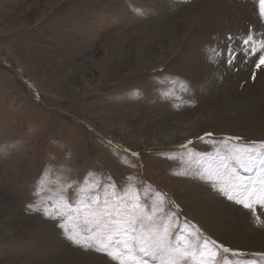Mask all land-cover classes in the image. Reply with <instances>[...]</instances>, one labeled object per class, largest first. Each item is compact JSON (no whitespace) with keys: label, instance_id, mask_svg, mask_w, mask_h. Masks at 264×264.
I'll return each mask as SVG.
<instances>
[{"label":"rangeland","instance_id":"1","mask_svg":"<svg viewBox=\"0 0 264 264\" xmlns=\"http://www.w3.org/2000/svg\"><path fill=\"white\" fill-rule=\"evenodd\" d=\"M250 26L264 28L253 0H0V203H15L0 218V264H118L27 210L42 178L82 184L89 174L166 194L180 223L259 261L264 209L258 223L191 173L177 174L189 168L180 148L188 140L196 154L212 152V141L223 149L226 137L264 141V71L253 80L250 67L209 58ZM206 132L213 136L197 139ZM23 220L34 227L18 229Z\"/></svg>","mask_w":264,"mask_h":264},{"label":"snow or ice","instance_id":"2","mask_svg":"<svg viewBox=\"0 0 264 264\" xmlns=\"http://www.w3.org/2000/svg\"><path fill=\"white\" fill-rule=\"evenodd\" d=\"M253 3L264 25V0ZM209 58L226 62L230 68L248 66L255 80L257 72L264 71V28L250 26L243 36L229 35L226 49L211 48ZM212 136L206 132L197 139L203 142ZM240 139L226 137L219 142L223 149L212 141L213 151L200 154L189 151L193 141L188 140L180 148L189 168L177 174L191 173L256 216L257 206L264 209V141L241 146L235 143ZM69 192L74 199H69ZM35 196L36 201L27 206L29 212L57 221L73 246L103 253L118 264H264V253L252 254L259 261L244 259L248 253L209 238L194 223H180L177 213L166 210V194L147 186L143 191L132 183L118 186L110 178L102 182L92 174L82 184L42 178ZM256 220L259 223L260 217Z\"/></svg>","mask_w":264,"mask_h":264},{"label":"bare ground","instance_id":"3","mask_svg":"<svg viewBox=\"0 0 264 264\" xmlns=\"http://www.w3.org/2000/svg\"><path fill=\"white\" fill-rule=\"evenodd\" d=\"M203 116V115H202ZM205 118V117H204ZM210 118V117H209ZM218 119V118H217ZM204 120V119H203ZM209 120V119H208ZM208 120H206L205 122L206 123H208ZM183 122V121H182ZM200 122V121H199ZM217 122H219L220 124H221V121H220V119L217 121L216 119H213V117L209 120V123H211L212 125H215ZM203 123V122H202ZM201 123V124H202ZM228 123V124H227ZM107 127H108V129H110V130H114L115 132H118L121 136H126V135H124V134H126V130H125V128H123V130L121 129V127H116V126H112V124H105ZM188 125H190V124H183V127H186L188 130H191L192 129V127H191V125H190V127H187ZM197 125V124H196ZM195 125V126H196ZM222 126H224L225 128H230V129H233V128H231V127H229V126H232V125H230V123H229V119H224L223 121H222V124H221ZM175 127V126H174ZM198 127H200V126H198ZM197 127V128H198ZM165 127H163V129H164ZM214 128H218V127H214ZM197 130V129H196ZM126 131V132H125ZM129 134V133H128ZM130 136V135H129ZM165 138H167V136L165 137ZM169 182H171V181H169ZM171 184H172V182H171ZM174 184H176V183H174ZM192 189V188H191ZM190 189V190H191ZM192 192V191H191ZM198 192V191H197ZM198 193H200V191L198 192ZM184 196V195H183ZM189 198L191 197H197V196H192V194H190L189 196H188ZM188 199V198H187ZM193 199V198H192ZM207 199H208V201L210 200V198H208L207 197ZM212 199V198H211ZM1 201V200H0ZM4 202H2V203H0V218H1V216L2 215H4V214H9V213H11L12 212V210H14V206H15V203H14V201L12 200V199H10V198H8L7 197V200H3ZM206 204H208V206H210V202H205ZM5 206H7L6 207V210H5ZM186 206L187 207H189V208H191V206H192V204H189V203H187L186 204ZM192 207H194V206H192ZM202 211V210H201ZM203 213V212H202ZM208 215L205 217L206 219H208L207 217H210L211 216V213L209 212V213H207ZM200 216H201V213L199 214ZM201 220H204V218L202 219L201 218ZM8 221H5V220H0V223L2 224V225H0L1 227H5V226H7L8 225V223H7ZM18 222V221H17ZM13 223H15V222H13ZM15 225V224H14ZM27 226V228H26V230L27 229H29V225H31L30 227H34L33 225V222H31L30 220L28 221V220H23V222H18L17 223V226H18V229L19 228H23L24 226ZM205 225H206V227L208 228V229H210V227L212 226L210 223H208L207 221H205ZM17 226H15V227H17ZM67 250V249H66ZM70 262V261H69Z\"/></svg>","mask_w":264,"mask_h":264}]
</instances>
